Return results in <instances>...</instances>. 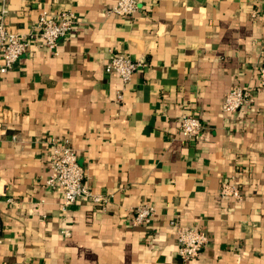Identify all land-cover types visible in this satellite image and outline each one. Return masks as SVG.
I'll use <instances>...</instances> for the list:
<instances>
[{"label": "crops", "instance_id": "0c3cea01", "mask_svg": "<svg viewBox=\"0 0 264 264\" xmlns=\"http://www.w3.org/2000/svg\"><path fill=\"white\" fill-rule=\"evenodd\" d=\"M6 2L16 32L42 12L72 10L77 25L0 75V264H264V0H139L130 16L111 11L117 0ZM118 52L145 62L125 88L105 69ZM235 85L251 99L225 112ZM184 114L201 135L182 136ZM54 136L70 140L102 204L62 209L46 185ZM227 181L241 199L221 197ZM143 204L155 215L137 225ZM172 221L207 233L197 258L177 254Z\"/></svg>", "mask_w": 264, "mask_h": 264}, {"label": "built area", "instance_id": "2783aa9c", "mask_svg": "<svg viewBox=\"0 0 264 264\" xmlns=\"http://www.w3.org/2000/svg\"><path fill=\"white\" fill-rule=\"evenodd\" d=\"M0 75L13 68L19 58L25 54L32 44L55 50L58 42L69 37L77 25V16L74 11L67 10L57 14L42 12L33 29L29 32H16L9 29L7 24L8 6L6 0H0ZM139 10V0H117L112 12L118 16H130ZM144 61L136 60L125 53H115L106 63L105 69L109 73H116L123 88L131 83L138 68L144 65ZM123 88L117 91V100L124 98ZM256 88H264V55L258 67V84ZM252 96V89L242 85L232 87L224 97L222 109L225 112H236L245 106ZM5 114L0 112V130H5ZM182 136L185 139H193L201 135L204 130L202 120L196 115L184 114L180 120ZM49 173L46 185L54 189L64 198L62 209L66 210L79 199L91 200L96 204H102L105 198L92 192L86 182V171L78 162V154L68 138L60 139L50 137ZM222 198L233 197L241 199L242 194L236 182H224L220 191ZM9 202L13 201L11 198ZM155 215V207L151 204L139 205L134 210L133 222L146 225L151 223ZM176 226L178 239L177 254L184 261L197 258L209 242V237L203 228H183ZM64 235H70V230H62Z\"/></svg>", "mask_w": 264, "mask_h": 264}]
</instances>
